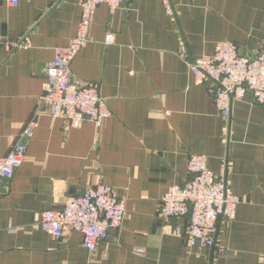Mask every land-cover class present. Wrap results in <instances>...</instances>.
I'll use <instances>...</instances> for the list:
<instances>
[{"label": "crops", "instance_id": "obj_1", "mask_svg": "<svg viewBox=\"0 0 264 264\" xmlns=\"http://www.w3.org/2000/svg\"><path fill=\"white\" fill-rule=\"evenodd\" d=\"M170 1L173 15L161 0L97 7L90 42L70 71L76 87L97 84L106 100L111 117L100 129H67L39 103L44 65L76 35L80 0L0 2V157L26 146L21 166L0 184V264H264V107L248 93L229 122L221 119L180 56L209 57L219 42L251 56L264 46V0ZM191 154L205 156L213 174L226 158L228 186L242 199L213 260L173 235L185 218L157 217L168 188L189 179ZM98 184L116 190L125 218L95 254L78 234L54 240L36 227L43 212Z\"/></svg>", "mask_w": 264, "mask_h": 264}, {"label": "built area", "instance_id": "obj_2", "mask_svg": "<svg viewBox=\"0 0 264 264\" xmlns=\"http://www.w3.org/2000/svg\"><path fill=\"white\" fill-rule=\"evenodd\" d=\"M6 6H18V0H0ZM130 0H80V21L76 35L67 46L54 49V58L43 68V94L39 103L50 110L53 119H61L67 129H77L84 123L100 129L111 117L107 102L101 97L97 84L76 87L71 79L70 64L76 55L90 42L89 31L99 5L117 10ZM166 14L173 15L170 0H161ZM113 35L107 33L104 43H113ZM18 44H6V50L18 48ZM199 84H206L217 115L230 121L232 106L251 94L254 102L264 107V46L243 54L230 42H219L209 57L189 59L180 54ZM36 114H39L37 111ZM35 123L28 125L23 137L31 136ZM26 151L18 142L9 153L0 157V184L9 181L21 166ZM207 158L191 154L187 162L189 179L182 185L170 186L161 198L157 217L166 222L186 219L185 225H175L173 235L183 239L189 248L197 247L212 254L222 252L218 246L224 229L235 219L237 206L242 199L234 195L227 183L229 163L220 160V170L213 174L207 169ZM125 218L124 202L116 190L105 184L86 189L83 194L65 198L60 211H45L36 227L50 238L58 240L67 233L82 237V246L89 255L95 254L110 232L119 230ZM137 253H143L136 251ZM211 264V262H210Z\"/></svg>", "mask_w": 264, "mask_h": 264}]
</instances>
